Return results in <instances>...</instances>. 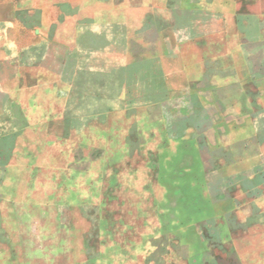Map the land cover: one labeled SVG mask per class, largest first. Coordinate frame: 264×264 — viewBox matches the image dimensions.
Returning <instances> with one entry per match:
<instances>
[{
  "label": "rangeland",
  "instance_id": "rangeland-1",
  "mask_svg": "<svg viewBox=\"0 0 264 264\" xmlns=\"http://www.w3.org/2000/svg\"><path fill=\"white\" fill-rule=\"evenodd\" d=\"M93 2L14 8L19 63L0 68L16 91L0 103V264H264L255 143L227 160L219 128L163 98L172 65L153 60L165 47L146 18L157 0Z\"/></svg>",
  "mask_w": 264,
  "mask_h": 264
},
{
  "label": "crops",
  "instance_id": "crops-1",
  "mask_svg": "<svg viewBox=\"0 0 264 264\" xmlns=\"http://www.w3.org/2000/svg\"><path fill=\"white\" fill-rule=\"evenodd\" d=\"M25 1L12 0L9 5L0 0V68L19 63L14 36L21 22L14 8L21 9ZM242 2L157 0L146 18L154 21L151 41L165 47L153 60L159 66L161 62L172 65L169 77L163 80L170 91L163 98H171L173 105L184 101L181 104L188 108L193 122L204 121L207 129L219 128L227 160L232 156L240 160L241 148L252 140L260 160L252 171L264 176V8L244 10ZM93 3L81 0V10ZM159 72L160 67L151 73L159 77ZM8 79L12 78L0 73L1 104L4 97L15 98V88L3 84ZM206 122L210 124L206 126Z\"/></svg>",
  "mask_w": 264,
  "mask_h": 264
}]
</instances>
